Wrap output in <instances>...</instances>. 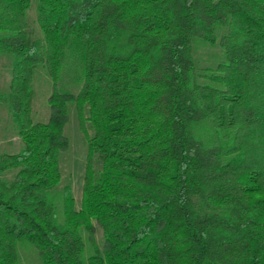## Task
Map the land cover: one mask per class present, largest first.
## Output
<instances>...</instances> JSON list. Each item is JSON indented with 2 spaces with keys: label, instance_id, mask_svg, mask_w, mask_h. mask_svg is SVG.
I'll return each instance as SVG.
<instances>
[{
  "label": "trees",
  "instance_id": "trees-1",
  "mask_svg": "<svg viewBox=\"0 0 264 264\" xmlns=\"http://www.w3.org/2000/svg\"><path fill=\"white\" fill-rule=\"evenodd\" d=\"M0 55L19 139L0 151V264H23L18 243L40 264H264V0H0ZM70 108L78 203L59 184Z\"/></svg>",
  "mask_w": 264,
  "mask_h": 264
},
{
  "label": "rangeland",
  "instance_id": "rangeland-1",
  "mask_svg": "<svg viewBox=\"0 0 264 264\" xmlns=\"http://www.w3.org/2000/svg\"><path fill=\"white\" fill-rule=\"evenodd\" d=\"M203 49L205 48L202 47L199 50L201 55H204L206 52ZM211 56L212 54H207V57ZM9 72V59L6 56L0 55V92H4L7 89L10 77ZM64 85L73 92L77 91V82L64 83ZM33 90L34 97L31 118L34 122H44L48 116L46 96L50 90V80L41 70H37L34 73ZM69 116V121L64 127V133L68 138V146L66 150L59 153L58 157V168L60 172L59 184L70 185L73 197L76 203H78L81 195L86 143L73 108L69 109ZM18 147L19 139L12 133L7 109L0 104V151L13 152ZM98 235L99 233H97V237ZM17 251L23 264H40L35 249L28 244L18 243Z\"/></svg>",
  "mask_w": 264,
  "mask_h": 264
}]
</instances>
